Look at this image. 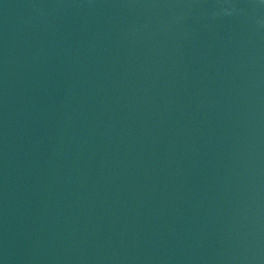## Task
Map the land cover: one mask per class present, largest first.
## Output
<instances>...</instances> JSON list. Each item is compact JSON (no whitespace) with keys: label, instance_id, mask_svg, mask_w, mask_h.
<instances>
[{"label":"water","instance_id":"1","mask_svg":"<svg viewBox=\"0 0 264 264\" xmlns=\"http://www.w3.org/2000/svg\"><path fill=\"white\" fill-rule=\"evenodd\" d=\"M264 92V0H0V264H199Z\"/></svg>","mask_w":264,"mask_h":264}]
</instances>
